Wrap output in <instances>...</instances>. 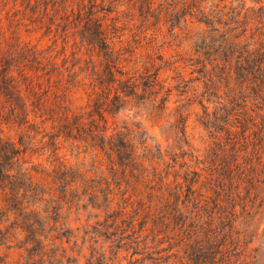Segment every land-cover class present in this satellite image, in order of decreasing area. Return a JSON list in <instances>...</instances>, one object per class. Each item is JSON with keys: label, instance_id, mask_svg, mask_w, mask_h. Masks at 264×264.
Returning <instances> with one entry per match:
<instances>
[{"label": "trees", "instance_id": "obj_1", "mask_svg": "<svg viewBox=\"0 0 264 264\" xmlns=\"http://www.w3.org/2000/svg\"><path fill=\"white\" fill-rule=\"evenodd\" d=\"M128 101L174 145L109 127ZM77 212L151 264H264L263 4L0 0V233Z\"/></svg>", "mask_w": 264, "mask_h": 264}, {"label": "rangeland", "instance_id": "obj_2", "mask_svg": "<svg viewBox=\"0 0 264 264\" xmlns=\"http://www.w3.org/2000/svg\"><path fill=\"white\" fill-rule=\"evenodd\" d=\"M255 1L264 5V0H251L247 5H252ZM42 41L45 43L47 39ZM174 100L176 98L172 97L171 102ZM187 111L190 113L188 132L191 145L202 152L210 141L196 122L195 114L199 112V108L191 106ZM148 112L146 107L128 101L117 114L108 116V126H120L127 121L140 122L163 149L173 146L174 142L166 139L169 136L168 123H156L148 117ZM94 221L95 218H89L87 214L63 213L59 218L60 223L57 220V225L49 229L38 228L35 237L33 233L25 236L10 225L5 230L8 232L0 233V264H151L150 260L138 254L139 247L136 251L124 246L116 247L118 245L94 236L90 227ZM262 256L264 257V249L259 259Z\"/></svg>", "mask_w": 264, "mask_h": 264}, {"label": "clouds", "instance_id": "obj_3", "mask_svg": "<svg viewBox=\"0 0 264 264\" xmlns=\"http://www.w3.org/2000/svg\"><path fill=\"white\" fill-rule=\"evenodd\" d=\"M251 0H245L246 4H250Z\"/></svg>", "mask_w": 264, "mask_h": 264}]
</instances>
